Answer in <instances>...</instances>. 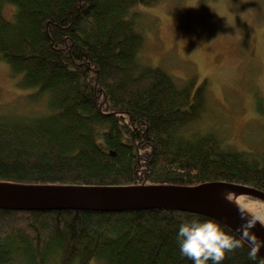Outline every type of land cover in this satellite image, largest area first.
I'll list each match as a JSON object with an SVG mask.
<instances>
[{"label": "trees", "instance_id": "obj_1", "mask_svg": "<svg viewBox=\"0 0 264 264\" xmlns=\"http://www.w3.org/2000/svg\"><path fill=\"white\" fill-rule=\"evenodd\" d=\"M160 1L0 0V60L32 90L33 106L0 112V184L228 181L264 190V157L232 149L202 124L206 81L179 85L142 61L138 7ZM192 216L211 218L157 208L0 209V264H54L55 255L61 264H192L177 243L180 218ZM249 250L246 242L222 264H258L263 257L253 262Z\"/></svg>", "mask_w": 264, "mask_h": 264}, {"label": "rangeland", "instance_id": "obj_2", "mask_svg": "<svg viewBox=\"0 0 264 264\" xmlns=\"http://www.w3.org/2000/svg\"><path fill=\"white\" fill-rule=\"evenodd\" d=\"M14 9L6 4L5 15ZM138 10L142 61L163 67L179 85L205 80L208 110L201 123L232 149L264 157V0H162ZM31 92L14 83L0 60V112L31 109ZM234 199L251 215L264 214V200L244 194ZM54 264H61L56 255Z\"/></svg>", "mask_w": 264, "mask_h": 264}, {"label": "water", "instance_id": "obj_3", "mask_svg": "<svg viewBox=\"0 0 264 264\" xmlns=\"http://www.w3.org/2000/svg\"><path fill=\"white\" fill-rule=\"evenodd\" d=\"M227 190L264 200V191L253 186L228 181L198 185H13L0 184V209L46 211L91 210L120 212L136 209H172L209 216L233 232L244 222L243 208L222 201L213 192ZM252 232L264 240V227L259 223ZM264 258V248L259 253Z\"/></svg>", "mask_w": 264, "mask_h": 264}, {"label": "clouds", "instance_id": "obj_4", "mask_svg": "<svg viewBox=\"0 0 264 264\" xmlns=\"http://www.w3.org/2000/svg\"><path fill=\"white\" fill-rule=\"evenodd\" d=\"M229 201L231 197H225ZM244 222L235 230H226L214 218L200 219L192 216L180 218L177 232V243L183 257L192 261V264H222L228 253L242 248L249 242L248 257L257 262L264 240H260L252 232L257 223L264 227V214L248 215L241 213ZM264 264V258L258 260Z\"/></svg>", "mask_w": 264, "mask_h": 264}, {"label": "bare ground", "instance_id": "obj_5", "mask_svg": "<svg viewBox=\"0 0 264 264\" xmlns=\"http://www.w3.org/2000/svg\"><path fill=\"white\" fill-rule=\"evenodd\" d=\"M213 195H215L216 197H218L219 199H221L222 201H225V202H227V203H229V204H234V205H236L235 204V199H234V195L232 194V193H230V192H228L227 190H223V189H221V190H215L214 192H213ZM226 195H228V196H230L231 197V200L229 201L228 199H226L225 197H226Z\"/></svg>", "mask_w": 264, "mask_h": 264}]
</instances>
